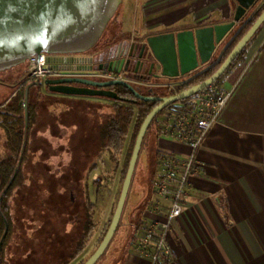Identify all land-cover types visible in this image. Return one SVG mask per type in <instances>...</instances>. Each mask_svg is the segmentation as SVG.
<instances>
[{
  "label": "crops",
  "instance_id": "0c3cea01",
  "mask_svg": "<svg viewBox=\"0 0 264 264\" xmlns=\"http://www.w3.org/2000/svg\"><path fill=\"white\" fill-rule=\"evenodd\" d=\"M117 11L121 21H117L114 32L142 41L149 35L230 21L235 4L233 0H121ZM169 81L173 84L175 80ZM217 85L233 89V93L197 152L202 168L191 178L183 214L172 222V256L163 264H264V26L248 47L244 60ZM172 90L173 87L168 89ZM46 91L43 113L35 127L37 137L44 135L37 139L44 146L52 144V139H65L67 130H75V137L78 130H97L115 102L100 96L53 94L47 87ZM63 106L66 109H61ZM52 130H58L60 136H53ZM146 135L140 153L144 157L141 173L136 178L135 169L120 221L119 227L125 230L124 252L116 264H151L137 242L148 227L167 218L171 201L158 195L151 183L158 172L154 153H190L188 144L161 132L158 119ZM129 142L130 137L124 157ZM100 157L79 158L85 168L96 164L87 179L88 199L94 208L98 201H94L92 184L101 182L107 159ZM44 163L52 165L50 160ZM81 198L84 201V196ZM96 216L94 212L95 223ZM27 233L32 234L30 222Z\"/></svg>",
  "mask_w": 264,
  "mask_h": 264
},
{
  "label": "water",
  "instance_id": "95a60500",
  "mask_svg": "<svg viewBox=\"0 0 264 264\" xmlns=\"http://www.w3.org/2000/svg\"><path fill=\"white\" fill-rule=\"evenodd\" d=\"M120 1L0 0V71L18 66L34 55L44 52L51 55L49 62H59L66 69L126 72L134 78L99 80L78 75L49 78L43 83L48 86L50 92L66 96H100L137 102L135 99L119 96L110 88L123 86L140 100L158 102L147 114L138 131L110 225L102 241L84 264H96L116 233L142 145L153 120L168 106L188 99L214 84L264 23L263 10L209 78L180 92L161 94L159 91L171 87L175 91L174 83L208 64L217 47L258 0H233L235 12L230 21L146 36L139 51L138 44L123 41L108 52H100L95 56H77L75 61L83 65L71 68L66 61L61 63L56 55L83 54L97 45ZM98 57L101 60L105 57L107 61L101 65H92ZM170 79L175 80L173 84ZM141 89L147 90L148 94L142 93ZM4 237L5 235L0 241V249Z\"/></svg>",
  "mask_w": 264,
  "mask_h": 264
},
{
  "label": "trees",
  "instance_id": "16d2710c",
  "mask_svg": "<svg viewBox=\"0 0 264 264\" xmlns=\"http://www.w3.org/2000/svg\"><path fill=\"white\" fill-rule=\"evenodd\" d=\"M261 1L258 0L249 13L231 31V40L222 50L217 61L192 79L178 84L175 87V91L172 90L169 94L187 89L209 78L216 72L236 44L263 12L264 1L258 6ZM117 16L118 11L110 23L113 21L117 23ZM263 26L264 23L215 83L220 82L228 71L244 60L248 47ZM40 85L41 82H32L26 85L23 92L17 91L11 99L12 106L14 107L12 112L6 111L5 105L0 108V114L10 115L11 120L14 121H8L7 123L8 118H6L0 122V128H3V130H14L13 134L8 135L7 138L9 156L0 161V225L2 226L0 229V241L5 235L0 249V264H71L84 252L96 225L92 212L94 204L88 199L89 191L87 183L88 173L95 169L96 164L85 168L84 163L79 158L82 155H87L88 159H90L108 151L111 160L116 166H119L120 158L125 152L126 142L130 137L124 168L121 172L124 180L140 126L147 114L158 104V102L143 101L136 98L130 90L123 86L110 87L119 96L135 99L137 102L112 99L115 100L112 105V111L101 124L97 125V130H78L79 134L76 136V140L73 139L75 136H72L74 142L71 139V145L68 148L72 154L69 167L67 169L57 167V170L53 171V163L52 165L44 163V160L49 162L45 152L51 150V146L49 144L44 146L38 143L37 130H35V127L39 125V119L43 113L42 106L44 104L43 98L45 97V94L41 92ZM46 87L49 90L48 86ZM163 111L156 116L153 122L159 118ZM52 134L56 137L60 136L58 130H52ZM28 137L31 138L29 141ZM146 138L147 135L145 136L142 149ZM30 146L33 147L31 148ZM160 154L158 151L154 153L157 162ZM34 160L35 162H33ZM37 160L43 163L40 164ZM35 165L42 172H45L41 181L44 184V189H41L40 182L35 180V176L30 171L31 168L30 170H26V167H33ZM24 186L27 187L28 193L34 190L37 197L42 200L34 212L44 217V225L35 228V222L30 223L32 234L28 236L26 231L27 241L25 240V244H21L20 247L23 252L16 259L12 251L9 257L7 254L8 239L12 225L10 221L9 201L15 198L16 193ZM76 193L84 196V201L81 198L82 209L76 206L80 202L76 203ZM67 194H69L68 197ZM27 197L29 198V196ZM27 202L29 204V199ZM36 232L40 234V239L42 240V244H39L38 248L31 243L34 240L33 236ZM14 258L16 260L12 263ZM85 261H81L78 264H84Z\"/></svg>",
  "mask_w": 264,
  "mask_h": 264
},
{
  "label": "built area",
  "instance_id": "2783aa9c",
  "mask_svg": "<svg viewBox=\"0 0 264 264\" xmlns=\"http://www.w3.org/2000/svg\"><path fill=\"white\" fill-rule=\"evenodd\" d=\"M50 56L42 52L29 59L28 79L23 85L73 75L99 80L123 78L121 73L106 70L75 74L73 70L62 67L59 62H49ZM232 93L233 89L214 83L194 96L168 106L158 118L161 132L188 144L190 153L187 156L161 153L158 158V172L152 180V187L158 195L168 198L171 204L165 221L148 227L137 242L138 248L150 259L151 264H163L172 256L169 242L172 222L183 214L191 178L202 168L197 152L209 130L219 120Z\"/></svg>",
  "mask_w": 264,
  "mask_h": 264
},
{
  "label": "rangeland",
  "instance_id": "374dc122",
  "mask_svg": "<svg viewBox=\"0 0 264 264\" xmlns=\"http://www.w3.org/2000/svg\"><path fill=\"white\" fill-rule=\"evenodd\" d=\"M264 0L261 1V3L258 5L260 6ZM119 8V7H118ZM118 10V9H117ZM117 12V11H116ZM119 13V11H118ZM249 13V12H248ZM116 21H121V16L118 17ZM116 28V22H112L108 25L106 28V31L104 33V36H107L110 31ZM236 30V28H235ZM231 34V35H230ZM103 36V37H104ZM232 37V33L230 32L227 37L222 41V43L219 45L216 55L214 56V59L211 61V65L214 64V62L217 61L218 57L220 56L222 50L226 47V45L230 42V38ZM28 64L29 60H26L22 64L15 66L11 69H7L4 71H0V105L4 104L6 106V111L12 112L14 110V107L12 106L10 95L12 93H16L17 89L20 90V92H23L24 88H26V85H23V82H25L28 79ZM41 92L47 93L46 91V85L43 83L40 85ZM48 92H50L48 90ZM160 93H168V89H165L163 91H159ZM53 93V92H50ZM13 94V95H14ZM54 94V93H53ZM57 95V94H56ZM62 95V94H58ZM66 109L65 106L61 107V109ZM67 110H69L67 108ZM9 115V114H8ZM11 116H7L6 114H0V122L3 121L4 119L8 118L9 122H14L10 118ZM156 125V121L152 123L150 129ZM14 130H3V128H0V161L4 160L7 158L8 155V150H7V138L8 135L13 134ZM77 133L75 130H67L65 135V139L63 140H57V139H52V144L49 143L51 146V150H48L45 152L47 155L46 157L48 158V161L53 163V171L57 170V167H64L67 169L69 167V162L72 159V154L68 148L71 145V139L72 135ZM71 136V137H70ZM43 136H39L38 138H43ZM70 138V140H68ZM31 138L28 137V141ZM75 139V137H73ZM72 141L74 142V140ZM130 142L127 145L126 151L128 149ZM31 147V146H30ZM33 147V146H32ZM31 147V148H32ZM55 147L56 149H53ZM40 153V151H39ZM101 156L100 159L103 160V156H106V161H105V166H104V172H103V177L101 182L96 181L95 183L92 184V194L94 201H98V205L96 208L93 210V215L94 212L97 214V219H96V225L95 229L92 233V236L87 244L86 249L84 252L71 264H78L81 261L87 260L90 255L96 250L100 242L102 241L109 225H110V220L112 219L114 210L116 208V204L120 195L121 187H122V169L124 168L125 164V157L122 155L120 158V164L119 166H116L110 159L105 152L103 155H98ZM143 158L144 157H139L138 159V164L136 168V178L137 176L141 173V164L143 163ZM35 162V160L33 161ZM40 164L43 163L41 161H38ZM31 168V170H30ZM30 170L32 174L35 176V180L40 182V187L41 189H44V184L41 182L43 180V176L45 172L41 171L38 166H33V167H26V170ZM106 169V171H105ZM39 170V171H38ZM31 179V177H30ZM153 180V179H152ZM28 184V182H26ZM152 183V182H151ZM27 186V185H26ZM36 190V189H35ZM34 190L30 191L28 193L27 187H23L21 190H19L18 193H16L15 198L10 199L9 204V211H10V221L12 223L11 229H10V236L8 239V245H7V254L8 257L10 256V252L12 251L15 258L18 259L20 257L21 252H23L22 248L20 247L21 244H25V240L27 239V225L30 222H35V228L38 226L44 225V217L42 215H38L35 213V209H37L38 205L40 204V198L37 197V194ZM29 196V198L27 197ZM69 194H67V197ZM75 199L78 201L79 204L78 206L80 209H82L81 206V196L79 193L75 194ZM28 199H29V204H28ZM110 199V200H109ZM29 206V208H28ZM75 206V204H74ZM34 209V210H33ZM37 211V210H36ZM80 222V221H79ZM0 225V229H1ZM124 232L123 228L119 227L111 240L109 246L107 247L106 251L104 254L101 256V258L97 261L96 264H116V262L120 259L122 256L124 250H123V239H124ZM34 240L31 242L34 244L36 248L39 246V244H42V240L40 239V234L38 232L34 233ZM27 241V240H26ZM12 260L15 261L16 259ZM11 260V258H10Z\"/></svg>",
  "mask_w": 264,
  "mask_h": 264
},
{
  "label": "flooded vegetation",
  "instance_id": "af4514ba",
  "mask_svg": "<svg viewBox=\"0 0 264 264\" xmlns=\"http://www.w3.org/2000/svg\"><path fill=\"white\" fill-rule=\"evenodd\" d=\"M257 2H258V1H257ZM257 2H256V3H257ZM256 3H255V4H256ZM250 10H251V9H250ZM250 10H249V11H250ZM249 11H248V12H249ZM247 14H248V13H247ZM247 14H246V15H247ZM246 15H245V16H246ZM109 24H110V23H109ZM109 24H108V25H109ZM107 27H108V26H107ZM105 31H106V29H105ZM105 31H104V33H105ZM104 33H103L101 39L99 40V42L97 43V45H96L93 49H91L90 51H88V52H86V53H83V54H68V55H63V54H61V55H56V57L60 58L61 63H62V61H64L63 63H65V61H66L67 63H69V64H67V65H69V66H71V67H74V66H80V65H83V63L80 64V63H77V62L75 61V58H76L77 56H80V55L95 56V55H98L100 52H105V51L108 52L110 48H113V47L115 48V46H116L118 43H121V42H123V41H127V42H130V43L138 44V51H139V49H140V47H141V44H142L143 41H144V39H143L142 41L129 40V39H127V38H124V36H122V34H119V33L114 32V29H113L112 31H110L109 34H108L107 36H104ZM103 36H104V37H103ZM218 47H219V46H218ZM218 47H217V49H218ZM119 48H120V46H118V49H117V50H119ZM217 49H216V51H217ZM215 55H216V53H215ZM106 61H107V60H106L105 57H103L102 60L99 59V57H98L97 61H94V62L92 63V65H101V64H104ZM84 65H85V64H84ZM87 65H88V64H87ZM210 65H211V61H210L208 64H206L205 66H203L202 68H200L199 70H197V71H195V72H193V73H191V74L185 76L184 78L180 79L179 81H177V83L179 82V84H180L181 82H186V81H188L189 79H192V78L195 77L198 73H200V72H202L203 70L209 68ZM121 74H122V77H123L124 79H126V80H133V79H134V78L132 77V75L129 74V73L121 72ZM141 91H142V93H144V94H148V92H147L145 89H141Z\"/></svg>",
  "mask_w": 264,
  "mask_h": 264
}]
</instances>
